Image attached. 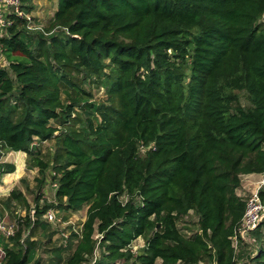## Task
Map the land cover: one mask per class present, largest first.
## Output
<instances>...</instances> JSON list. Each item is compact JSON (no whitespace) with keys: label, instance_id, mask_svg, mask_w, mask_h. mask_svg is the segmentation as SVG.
I'll return each mask as SVG.
<instances>
[{"label":"trees","instance_id":"16d2710c","mask_svg":"<svg viewBox=\"0 0 264 264\" xmlns=\"http://www.w3.org/2000/svg\"><path fill=\"white\" fill-rule=\"evenodd\" d=\"M22 1L29 13L32 0ZM9 19L0 37V158L4 149L26 152L41 190L34 219L28 212L1 238L0 264H43L33 236L51 225L44 213L85 205L82 231L51 250L52 264H264V220L233 245L246 205L241 175L264 173V0H57L46 30ZM87 82L105 97L90 99ZM230 88L250 104L232 105ZM74 112L78 129L69 126ZM50 139L46 158L36 142ZM49 168L57 205H41ZM15 170L0 162V176ZM17 200L30 206L19 189L4 202ZM190 211L197 228L186 234L179 221Z\"/></svg>","mask_w":264,"mask_h":264},{"label":"rangeland","instance_id":"374dc122","mask_svg":"<svg viewBox=\"0 0 264 264\" xmlns=\"http://www.w3.org/2000/svg\"><path fill=\"white\" fill-rule=\"evenodd\" d=\"M48 1V5H45L44 9L45 12H42V9L39 8V11H30L31 16L33 17L34 21V27L30 28L36 31H43L46 30L47 27H49L52 19V12L54 11V7L57 0H46ZM37 10V9H35ZM38 12V14L36 13ZM42 15H45L44 18H41ZM3 56L0 57V65L2 62ZM70 76L72 77V80L76 81L77 83H81L80 81V75L75 70L69 71ZM86 91H89L92 95L93 100L99 101L100 99H103L105 97L104 94V88L100 87L98 84H89L88 82L83 84ZM230 93H233V95L236 97V99L232 100V105H237L239 103H242L245 106H248L250 104L248 95L246 91L243 90H237L235 88L229 89ZM64 100H66V95L63 94ZM74 117V118H73ZM73 119H71V124L69 125L71 128L78 129V114L76 112L73 113ZM52 123L56 124L55 121H52ZM68 128V127H67ZM63 128H61L62 130ZM36 145L39 147V149L42 151V154L48 158L55 145L56 140L50 139L44 142H36ZM18 156H21L20 153H17L12 150H3L2 157L0 158V162H11L16 161V173L17 174V182L12 181L11 184H9V188L7 191L5 188L0 190V213L2 214L1 217L8 223H17L18 228V218L25 217L28 212H30V217L34 218V215H31V212L33 209H35L36 204V197L41 189H39L37 185L36 177L39 176V168L33 167L30 168L28 166V156L18 158ZM23 158V159H22ZM12 163V162H11ZM15 172V171H14ZM13 173V172H12ZM54 172L51 168L47 170V176L48 181L44 185L41 193L42 198H44V202L41 203L43 205L44 203H52L54 205H57V199L55 197V189L52 187V180H51V174ZM9 174V173H6ZM5 174L0 176V184H3V176ZM20 175V176H19ZM246 175V176H245ZM262 173H250V174H242L241 175V188L238 190V193L240 196L244 199H247L252 193H258L260 187L262 186ZM11 176L10 178L12 179ZM13 189H19L22 191L24 197L27 199V201L30 203V206H26L24 202L15 201L11 207H8L5 204V200L10 195V192ZM5 190V191H4ZM41 198V199H42ZM56 211H58L59 216L63 219L65 222L61 225L51 224L48 230H45L42 226H38L34 230V238H39L40 240V246L37 251V256L43 259V264H52L51 257H52V249L54 247L60 246L61 243V237H62V231L63 230H72L75 229L77 232L82 231V225L84 220L86 219L87 209L88 205H85L81 210L76 212H69V211H63L59 207H55ZM197 221L198 216L190 211L188 215H186L183 219L179 221V227L182 229V231L186 234H191L196 228H197ZM27 231H30V229H27ZM52 233V235H51ZM249 242L254 243V237L251 236L249 238ZM146 243V237L141 236L137 240L133 242L134 247L136 248V251H141ZM240 250L247 253H252L254 251V246L252 243H240ZM71 252V249L66 250L65 256H68V254ZM98 256L100 255V247L97 250ZM245 258V257H244ZM243 258V259H244ZM158 263H160V260H158ZM85 264H90V262H86ZM200 264H211L206 259H202L200 261Z\"/></svg>","mask_w":264,"mask_h":264},{"label":"built area","instance_id":"2783aa9c","mask_svg":"<svg viewBox=\"0 0 264 264\" xmlns=\"http://www.w3.org/2000/svg\"><path fill=\"white\" fill-rule=\"evenodd\" d=\"M23 1L22 0H0V37H2L6 33V29L8 26L12 25V21L9 19L10 14H16L21 18L27 19L30 24V28L34 27L33 17L31 16V12H26L22 8ZM3 44L0 42V57L3 51ZM1 66V65H0ZM262 186L260 187L258 193H252L247 199L245 200V212L243 217L239 223V226L235 230V234L233 236V245L235 249L238 248V241L239 239L248 240L249 233L254 230L263 220H264V199L262 198L261 192L264 190V173H262ZM246 176V175H245ZM52 187L56 190L58 187L57 182L52 180ZM242 186V185H241ZM241 188V187H240ZM240 195V194H239ZM47 197V196H46ZM45 196L41 199V203L44 202ZM35 214V209L32 210L31 215ZM44 219L51 224L61 225L65 222L59 216L58 211L54 208H49L44 213ZM32 219H34L32 217ZM18 230L17 223H8L2 217L0 219V263L5 254L4 248L2 245V237L10 238L16 234ZM76 231L75 229H72ZM72 230H63L62 231V239L61 243L64 246L69 245V240L71 236ZM77 232V231H76ZM29 231H26L23 235V239L28 235ZM79 233V232H78ZM95 239L98 241L97 247L95 249L94 255L92 257L93 261L98 258L97 250L99 248V241L101 239V234L97 233L95 235ZM132 252L135 254L138 253L134 245H132Z\"/></svg>","mask_w":264,"mask_h":264},{"label":"crops","instance_id":"0c3cea01","mask_svg":"<svg viewBox=\"0 0 264 264\" xmlns=\"http://www.w3.org/2000/svg\"><path fill=\"white\" fill-rule=\"evenodd\" d=\"M48 1H46V0H32V3H31V5H32V9H31V11H39V8H41L42 9V12H45V9H44V7H45V5H48ZM35 9H37V10H35ZM56 9H57V1H56V4H55V7H54V11L52 12V18H53V16H54V13H55V11H56ZM37 14H38V12H36ZM44 16L45 15H42V17L41 18H44ZM15 152H17V153H20L21 154V156H18V158H21L22 156L23 157H25L26 155H27V153L26 152H22V151H15ZM23 159V158H22ZM7 162H9V161H7ZM12 163H14L15 164V162L16 161H11ZM16 165V164H15ZM17 167V166H16ZM16 173V170H15V172H13V173H9V174H5L2 178H3V181H4V183L3 184H0V190L1 189H3V188H5L6 189V191L8 190V189H10L8 186H9V184H11V182L14 180V181H18L17 180V174L16 175H14ZM11 176H15V177H12V179L10 178ZM20 176V175H19ZM5 191V190H4ZM63 210V209H62ZM64 211V210H63ZM85 221V220H84Z\"/></svg>","mask_w":264,"mask_h":264},{"label":"water","instance_id":"95a60500","mask_svg":"<svg viewBox=\"0 0 264 264\" xmlns=\"http://www.w3.org/2000/svg\"><path fill=\"white\" fill-rule=\"evenodd\" d=\"M158 226H160V223H158Z\"/></svg>","mask_w":264,"mask_h":264}]
</instances>
